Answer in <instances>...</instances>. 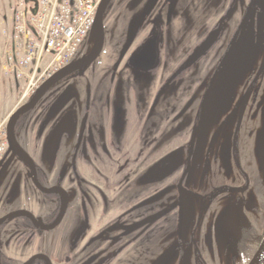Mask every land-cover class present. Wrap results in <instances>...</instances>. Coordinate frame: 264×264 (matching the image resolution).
<instances>
[{
    "label": "rangeland",
    "instance_id": "374dc122",
    "mask_svg": "<svg viewBox=\"0 0 264 264\" xmlns=\"http://www.w3.org/2000/svg\"><path fill=\"white\" fill-rule=\"evenodd\" d=\"M221 1L112 0L104 15L106 39L99 58L83 77L55 86L16 129L38 162L40 177L65 184L71 193L65 220L53 231L34 233L31 244L24 240L29 244L25 256L46 249L54 264H246L251 258L264 236V111L259 106L240 111L234 90L238 70L228 80L216 66L234 40L245 6L236 4L227 21L220 20L223 31L211 50L184 64L228 8L229 0ZM30 5L31 0H0V56L13 35L15 11ZM155 34L158 62L141 70L133 58ZM262 35L250 42L246 31L249 42L243 53H252L254 60L248 70L264 61ZM92 37L80 57L94 47L96 31ZM248 61L244 59L246 67ZM63 93L69 100L60 105ZM32 95L23 98L21 89L18 104L2 120L8 122ZM59 106L74 109L78 130L91 109L94 121L88 132L95 136L87 134L89 119L84 116L83 139L79 131L73 139L64 138L55 159L48 161L46 138ZM238 116L245 130L248 126L244 133L250 140H243L241 128L236 162L231 136ZM12 158L4 179L0 177V216L19 208L48 219L56 201L46 199L54 197L36 190L24 163ZM189 160L180 200L177 184ZM232 208L240 209L246 221L239 224L244 231L250 226L251 232L241 239H226L224 233L220 238L215 234L218 218ZM14 223L29 226L25 218ZM15 247L9 249L14 253Z\"/></svg>",
    "mask_w": 264,
    "mask_h": 264
},
{
    "label": "flooded vegetation",
    "instance_id": "af4514ba",
    "mask_svg": "<svg viewBox=\"0 0 264 264\" xmlns=\"http://www.w3.org/2000/svg\"><path fill=\"white\" fill-rule=\"evenodd\" d=\"M222 1L221 2L224 3L225 0H222ZM239 3H242V8H244V6H245V11H244V13L242 15V19H241L240 23L236 27L234 40L231 39L228 42V44L225 46L224 51H222V53L223 52L224 53L221 56V58L219 59L220 61L217 63L216 66H219L220 69H224V76L227 75L224 78H227L228 80H230V77L232 75H234L235 72L238 70V80H237V82L235 84L234 90H236L237 93H238V95H237L238 100L236 101V106L240 108L239 109L240 111L246 110V106H251V107L252 106H259V108H261V109H258V111L261 110L263 112L264 111V61H261L262 63L259 66H257L255 69L250 70L251 69L250 68L248 70L249 66L254 64L253 63L254 60L253 61L251 60L252 57H253V54L252 53L248 54V57H246L243 52H246L247 49H248V45L246 43L249 42V38L247 39V37H246V31H249V34L252 37L250 39V42L253 40V41H255V43L257 42L258 38L260 37L261 31L264 32V21L263 20L261 21V16H262V18L264 17V0H247V3L245 5H244V0H229V2H228L229 6H228V8L225 9V13L221 16L219 21L216 23L215 27L207 34V37H208L213 31L218 30L217 39L214 42V44L207 50V52L209 50H211V48L216 44L219 36L221 35V33L223 31V25L220 23V20L224 19L225 22H226L228 17L231 14H233L235 6H237L236 4H239ZM256 16L259 17V20H260L259 23H261V25L259 26V29H258V31L260 30L259 36L257 35V31H256V27L259 25V24H256V19H257ZM261 40L264 41L263 35L261 36ZM244 59H246V60L248 59L249 60L247 62V67L245 65ZM186 60H185L184 64L187 67ZM86 69H85V72H86ZM180 69H182V68H180ZM233 69H235V70L233 71ZM244 74L246 75L245 77H244ZM84 75H85V73H84ZM75 77H80L81 78L83 76H78L77 73H75L74 75H71V76H69L67 78H75ZM224 84L227 85V81L226 82L224 81ZM51 90L49 92H51ZM68 100H69L68 95L63 93L60 96V98L58 100V103L61 105V104H64L65 102H67ZM67 107L68 106H64V107L59 106V108L61 110H58L59 113L57 112L58 113V117L56 119V122L54 123L53 128L47 134L46 143L48 142V139H49L53 129L55 128L56 124L60 121V119L68 111H71L73 113L75 124H74V128H73L71 133H67L66 132V133L63 134L62 140H64V138H67L68 140L69 139H73L78 131L80 133L79 134L80 137L83 139L84 136H81V134H83L82 132H84V129H85V127L83 125V122L85 120L84 116L87 118V120L89 119L88 120L89 123H88V125L86 127L87 128V134L89 136H92V137L95 136L90 131L88 132L89 127L92 126L91 124H93V121H94V118L92 119L93 115H92L91 109H89L88 110L89 112H86L81 117L80 125H82V127H79V130H78L79 124H78L77 114H75V111H74V109H72V107H70V109H66ZM259 113L260 112H258V114ZM26 114L27 113L21 115V117L19 118V120L17 122L16 129H17L19 123L24 119ZM82 118H83V120H82ZM258 118L259 117H257L255 121H257ZM3 121H5V119L2 120L1 122H3ZM85 122H86V120H85ZM7 124H8V122H7ZM241 128H243V140H245V141H247L248 139L250 140V134L247 135V134L244 133L248 129V126H247V129L245 130L244 119L243 118L241 119L238 116V118H237V120H236V122L234 124V129L232 131V136H231V145H232L231 153H233L235 155L234 156L232 154L234 156V159H235L236 162H238V159L236 158L237 156H236L235 153H236V148H237V144H238V137L240 136ZM6 130H7V128H6ZM16 136H17V134H16ZM17 139H18L20 145L29 153V155L35 161L36 167H37V175H38L39 181L46 187L60 186L64 190L67 191V193L69 194V205H68V209H67V211H68L69 208H70V205H71V193H70L69 189L65 186V184H62L61 182L49 183L47 176H43L44 179H42L40 177V172H39L40 166H39L36 158L32 155L31 152H29L23 146V144L21 143V141L19 139V136H17ZM62 140H61V142H62ZM84 144L85 143L83 142L82 145H81V150L82 151H84V148H85ZM60 147H61V144H60ZM6 154H7V156H6ZM6 154H5L6 161L5 162L3 161L1 163V165H0V177L2 179H4L5 174L9 170V164L11 163V160L13 159L12 156H13L14 158H16L18 160H21L22 163H24V165L26 166V169L28 170L30 182L32 183L34 188L36 190H38L36 188V186L34 185L33 181H32V177H31V174H30L29 167L26 165V163L23 161V159L18 154L12 153L10 151V148L6 152ZM45 156H46V151H45ZM55 157L52 160H54ZM46 159L48 161H52V160H49L47 158V156H46ZM72 171H73L75 177H79L78 172H76V167L73 166V165H72ZM243 173H245V172H243ZM243 175H245V174H243ZM80 180L83 181L82 178ZM39 192L42 193L41 191H39ZM216 193L217 192H214V194H216ZM42 194L45 195V197H49V198L54 197V199H46V200L56 201V207L52 210L51 215L49 216V218L48 219H42V221H44L45 224H51L56 219L57 215L59 214V212L61 210V201H62L61 194H44V193H42ZM17 209H19V208H16L14 210H17ZM14 210H10V211L6 212V214L1 215L0 218L5 216V215H7L8 213H10V212H12ZM66 215H65V217H66ZM65 217L63 218V221L65 220ZM17 219H20V218H16L14 220H7L2 225H0V255H1V263L2 264H26L31 258H33L35 256H41L39 258L34 259L31 264H54V258L52 257V254H50L46 249H37V250H34L31 253H29L30 255L25 256V254H26L25 250L29 249V246H28L29 244L26 245V243L23 242V241L24 240L26 242L28 241L31 244V240H34V238H35V237L34 238L32 237L34 235V233L35 234H37L36 232L44 233V231H41L39 229L37 230L33 226V224L31 223V221L28 220L27 218H25V219L28 221L29 226H24V224H15L14 222ZM218 219L219 220H218V223H217V226H216L215 234H217V236L220 237V238H221L222 234L224 233L226 239H229V238L241 239V238H243V236H246L248 233L251 232L250 226H249V230L245 229V231H246L245 232L241 228V225L239 224V221L241 219L242 220L244 219L242 213L240 212V209L232 208V210L224 211L220 215V217ZM243 221H246V220L244 219ZM26 228L27 229H32L33 231L30 232V231L26 230ZM51 231H53V230H51ZM78 233H77V236H76L77 237V242L82 238L83 230H81ZM207 237H208V235H207ZM12 244H16L17 245V248L16 247L14 248V250H16V251H14V253L12 252L11 249H9ZM21 244H24L26 246L24 248H22ZM5 246H8V248L5 247ZM167 257H169V256H167ZM66 260H67V258H65V261Z\"/></svg>",
    "mask_w": 264,
    "mask_h": 264
},
{
    "label": "built area",
    "instance_id": "2783aa9c",
    "mask_svg": "<svg viewBox=\"0 0 264 264\" xmlns=\"http://www.w3.org/2000/svg\"><path fill=\"white\" fill-rule=\"evenodd\" d=\"M101 1L31 0L28 10L23 7L15 11L11 37L14 46L4 59L22 82L23 98L34 94L48 77L79 58L86 43L93 41L91 34L95 32ZM6 122L0 123V165L9 150Z\"/></svg>",
    "mask_w": 264,
    "mask_h": 264
},
{
    "label": "water",
    "instance_id": "95a60500",
    "mask_svg": "<svg viewBox=\"0 0 264 264\" xmlns=\"http://www.w3.org/2000/svg\"><path fill=\"white\" fill-rule=\"evenodd\" d=\"M111 2L112 0H102L98 8L95 19L97 38L92 50L88 54L67 64L63 68L53 73L50 77H48L40 85V87L33 94V96L10 116L7 124V138L9 142L10 151L14 154H18L29 167L32 181L39 191L44 194H61V210L57 215L56 219L51 224H45L44 221L39 220L32 212L25 209H17L1 217L0 225H2L7 220H14L16 218H27L31 221V223L37 230L39 229L41 231L47 232L57 228L66 215L69 205V194L60 186L46 187L39 181L36 163L33 158L29 155V153L20 145L16 136V126L21 115L30 112L53 87H55L67 77L74 75L75 73H77L78 76H83L85 73V69L90 67L99 58V56L103 52L106 39L104 15ZM217 36L218 30H215L208 37H206L202 41V43L194 50V52L188 57V59L186 60V65L194 63L196 60H198L214 44L217 39ZM158 39V34L153 35L137 52V54L133 58V63L136 67L141 70H148L156 66L158 62ZM74 124V116L71 111H68L56 124L48 139V142L46 143V156L49 160H52L56 156L61 144L63 134L66 132L71 133L74 128ZM193 153L194 142L190 147L189 156L191 157ZM190 166L191 161L189 160L177 184V191L180 200H182V193L186 190L184 182L190 171ZM39 257L41 256H35L31 258L26 264H31L34 259ZM0 264H2L1 255ZM246 264H264V236L258 248Z\"/></svg>",
    "mask_w": 264,
    "mask_h": 264
},
{
    "label": "crops",
    "instance_id": "0c3cea01",
    "mask_svg": "<svg viewBox=\"0 0 264 264\" xmlns=\"http://www.w3.org/2000/svg\"><path fill=\"white\" fill-rule=\"evenodd\" d=\"M2 26L0 25V29ZM13 30V27H12ZM13 33V32H11ZM10 43V47L13 45V42L11 39H7ZM9 43L6 42V47L2 50V54H4L9 51ZM0 49H1V43H0ZM1 52V50H0ZM2 54L0 56V121H2L3 118H6L11 114L14 109V107L18 104L19 99V93L21 90V83L19 82L15 75L13 74V71L8 68L9 70H6L7 62L5 61L4 57H2ZM2 106H5L4 108Z\"/></svg>",
    "mask_w": 264,
    "mask_h": 264
}]
</instances>
